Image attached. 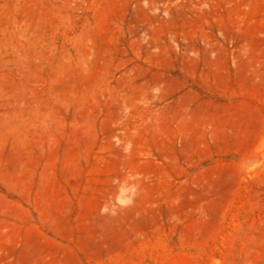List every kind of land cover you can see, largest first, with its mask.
<instances>
[{"label":"rangeland","instance_id":"1","mask_svg":"<svg viewBox=\"0 0 264 264\" xmlns=\"http://www.w3.org/2000/svg\"><path fill=\"white\" fill-rule=\"evenodd\" d=\"M0 264H264V0H0Z\"/></svg>","mask_w":264,"mask_h":264}]
</instances>
